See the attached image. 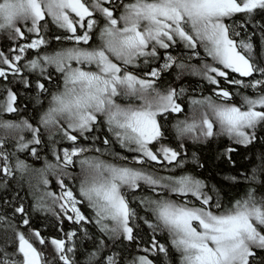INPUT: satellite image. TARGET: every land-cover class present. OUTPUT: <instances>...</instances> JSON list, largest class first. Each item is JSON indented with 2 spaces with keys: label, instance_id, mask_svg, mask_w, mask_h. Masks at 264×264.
<instances>
[{
  "label": "snow or ice",
  "instance_id": "1",
  "mask_svg": "<svg viewBox=\"0 0 264 264\" xmlns=\"http://www.w3.org/2000/svg\"><path fill=\"white\" fill-rule=\"evenodd\" d=\"M257 11L264 12V0H0V30H7L11 40L18 41L10 49L12 55L0 51V82L11 83L10 77H20L26 88L34 83L40 94L49 93L47 82L54 75L50 67L59 74L57 81H62L50 93L47 110L37 125L28 120L0 119V130L5 133L0 135V175L14 174L11 157L16 153L6 150L9 139L15 141L16 152L27 151L38 159L36 146L42 143V129L50 139L59 134L70 146L53 151L56 163L47 162L43 169L33 170L36 173L33 194L38 201L47 198L53 203L62 201L59 207L69 222L76 225L91 222L78 207L82 201L62 178L69 174L67 169L79 164L85 174L80 196L94 210L99 231L110 240L122 236L129 242L137 241L135 222L141 218L130 207L124 189L146 188L152 195L141 197L140 203L154 220L144 219V223L153 233L164 230L169 234L180 264H255L257 250L264 252V196L258 198L255 190L250 189L225 208L204 191L206 185L201 180L188 174H174V168L183 164L179 151L156 145L164 136L160 120L184 111L178 102L183 89L161 91L158 87L161 74L168 69L178 68L181 75L185 71L202 73L217 86L218 78H224L229 84L264 93V61L257 63L253 59L251 37L237 40L240 32L232 31L226 23L237 15L251 17ZM51 25L62 31L49 39L46 30ZM52 40L68 44L51 54L40 55ZM180 45L193 56H199L198 49L202 47L217 66L204 64L197 68L179 62L169 50ZM32 50H37L38 58H28L23 63L26 59L23 54ZM159 59L164 60L162 65L147 67L140 75L133 70ZM25 70L36 74L35 81L27 78ZM226 70L253 79L248 84L229 79ZM256 74L262 78H256ZM4 93L0 115L17 113V93L11 88L4 89ZM214 93L222 103L212 97L190 101L194 110L199 109V118L178 121L174 126L177 139L226 135L236 144H251L256 138L254 130L264 127V94L256 98L244 96L242 103L237 104L232 102L233 93L225 88L217 87ZM98 124L107 125L122 148L137 153L132 159L142 167L83 156L89 149L80 146L79 141L89 139L86 134L92 133ZM217 126L218 133L214 132ZM109 142L107 138L103 140L105 145ZM233 151V148L226 150ZM145 165L151 170H145ZM153 165H158L159 171ZM15 168L22 173L29 171V166L18 158ZM160 171L172 174L161 175ZM48 173L58 178L59 196L40 188L41 185L47 188ZM252 179H256L255 173ZM189 196L196 203L186 199ZM14 212L22 214L19 225L0 216L5 235L11 232L10 242L0 238V264H51L36 246L47 243L53 247V260L76 264L66 254L75 255L74 247L67 246V241L76 236L75 231L65 233L67 241L53 238L49 242L33 230L30 233L33 241L20 227L30 225L29 219L24 218L25 208L18 206ZM149 244L144 253H169L155 235ZM95 247L96 251L88 254L89 264H123L122 257L104 252L107 247L104 239ZM128 264H154V261L145 254L132 258Z\"/></svg>",
  "mask_w": 264,
  "mask_h": 264
},
{
  "label": "trees",
  "instance_id": "2",
  "mask_svg": "<svg viewBox=\"0 0 264 264\" xmlns=\"http://www.w3.org/2000/svg\"><path fill=\"white\" fill-rule=\"evenodd\" d=\"M50 19V18H49ZM226 23L230 26L234 32H240L239 37H235L237 40L247 39L251 37V43L253 44L252 57L260 63L264 61V12L257 11L251 17L240 16L229 19ZM62 30L51 25L47 30L49 39L54 34H60ZM18 41L11 40L7 30H0V51H3L6 55H12L10 49L16 46ZM64 45L51 41V44L46 47L44 52L40 55H44L45 52L51 54ZM164 52L163 49L160 50ZM199 56H193L190 50L184 48L182 45L179 47H173L169 52L178 59L179 62H183L188 65H194L197 68L202 67L204 64L214 65L210 60L203 48H199ZM26 59L23 63L27 62L28 58L37 59V50H32L29 53L23 54ZM163 59L151 61L149 65L145 66L141 64L139 67L133 69L137 75L147 67H156L162 65ZM49 70L53 71V79L47 82L49 93L40 94L33 83L32 87L26 88L21 82L20 77H10L11 83L0 82V99H3L5 93L4 89L11 88L17 93V105L19 111L17 113H4L0 115L2 120H28L34 126L39 123L40 116L47 110L50 93L57 90V84L62 81H57L56 77L59 75L55 73L54 67H50ZM229 72V79L235 78L243 80L245 84L252 81V77H240L236 73ZM27 78L35 81L36 74L28 73ZM256 78H262L259 74H256ZM220 80L219 86L211 84L202 73L192 74L189 71H185L182 75L180 69L172 68L161 74V78L158 81V87L161 91H167L169 88H175L177 91L183 89V94L179 97L178 102H181V106L184 108L182 113H171L166 116V119H161L162 131L164 133L163 138L156 145L159 147L161 144L167 147H172L181 153L179 159L183 161L182 167L174 168V174L183 175L188 174L196 179L201 180L205 185L204 191L208 195L213 196L214 200H219L223 207H230L231 204L241 198L247 191L254 189L257 197L264 196V127L258 126L255 131V139L251 144L247 146L242 144H235L224 135H214L207 138L203 142L191 141L189 139H177L174 126L178 121L185 119H193L195 113L194 107L190 104L192 99H203L205 97H212L217 103H222L218 97L215 96L214 90L219 88H225L233 93V101L237 104L242 103V97L248 96L250 98H256L262 93L259 89H252L242 87L240 85L229 84L224 78H218ZM125 102V101H118ZM195 117V115H194ZM42 137V143L37 147L39 158L33 157L29 152H16L14 144L15 141L9 139L6 150L9 153L15 152L16 154L11 157V164L13 166L14 174L12 176L0 175V216H4L12 223L18 224L21 219L20 213H15L14 209L18 206L25 208L24 218L29 219L30 225L28 228H24L20 225L21 230L25 231V234L34 241V237L30 235L31 231H39L41 236L46 241L51 239H65L67 241L65 233L75 231L76 236L71 241H67L68 247H74L75 255L69 253L70 258L76 260V264H89V253L96 251V243L104 239L107 242V247L104 249L108 255H118L123 258V264H128L132 258L147 254L149 259L154 261V264H180L179 253L175 251L171 244V237L164 230H157L153 233L152 229L144 223V219H152L151 213L146 211L145 207L140 203V198L144 196H151L152 193L146 188L137 189L131 191L124 189L127 199L130 201V207L136 209L138 217L141 219L136 220L138 227L135 231L139 234L137 241L129 242L121 236L118 240H110L108 235H104L99 231V227L95 223V212L89 206L88 201L80 196V184L81 180L85 178V174L82 173L79 164L74 168L67 169L68 175L63 176L68 188L73 190L74 195L77 196L82 202L78 205L81 212L91 222H83L80 225L69 222L64 213L57 203H53L50 198L43 201H38L37 197L33 194L36 184V173L33 170L43 169L47 162L56 163L53 157V151H60L62 148L69 147L67 140L61 139L59 134H55L52 138H49V134L46 130ZM214 132H216L214 130ZM0 135L5 133L0 130ZM26 138H30V134H24ZM89 139L85 140L81 138L79 141L80 146L89 149L83 156L87 157H100L109 163L117 165H125L128 167L141 168L142 166L129 160L132 156L138 155L122 148L116 141L115 136L108 130L107 125L98 124L96 129L90 133ZM95 137V139H92ZM109 139V144H103V140ZM55 141V142H53ZM183 147H180V145ZM99 148L100 152H94L92 149ZM229 148L235 149L231 153H227ZM120 157H128L127 160H123ZM230 157V158H229ZM17 158L22 160L29 166L28 172H20L16 170L15 164ZM145 170H151L147 165L143 166ZM172 168L173 166H168ZM153 168L159 171L158 165H153ZM255 173L256 179L253 180V174ZM161 175L172 174L167 171H160ZM49 184L47 188L43 185L40 186L42 191H50L57 196L60 195L61 189L58 184V178L51 173L47 174ZM193 202L195 198L189 196ZM177 199V197H173ZM178 200V199H177ZM215 210V209H213ZM107 223V222H106ZM4 222H0V238L10 242L11 232L8 231L5 235ZM155 235L156 240L169 249V253H144L143 249L149 247V241L151 237ZM38 250L44 253L45 259L51 262V264H60L59 260H53V247L50 243L46 245L36 244ZM258 256L255 264H264V252L257 250Z\"/></svg>",
  "mask_w": 264,
  "mask_h": 264
},
{
  "label": "rangeland",
  "instance_id": "3",
  "mask_svg": "<svg viewBox=\"0 0 264 264\" xmlns=\"http://www.w3.org/2000/svg\"><path fill=\"white\" fill-rule=\"evenodd\" d=\"M202 48V47H201ZM204 50V49H203ZM209 57V56H208ZM209 60L215 65L216 64V62L215 61H213L212 60V58L211 57H209ZM220 67H222V66H220ZM230 71V70H229ZM236 74H238V73H236ZM239 75V74H238ZM195 111V113H194V115H195V117H194V115H193V118H199V109H195L194 110ZM214 130L218 133L219 132V128H218V126L216 127V128H214ZM225 137H227L226 135H224ZM185 139L187 138V139H189V140H191V141H196V142H203V141H205L207 138H204V137H201L200 139H198V140H195V139H193V138H191L190 136H188V137H184ZM183 138V139H184ZM228 139H229V137H227ZM230 140V142H232V143H235L233 140H231V139H229ZM236 144V143H235ZM94 152H96L95 151V148L94 149H92ZM86 153V152H85ZM84 154V153H83ZM133 157V156H132ZM132 157L131 158H129V160L130 161H132V162H134L133 161V159H132ZM54 176V175H53ZM194 198V197H193ZM177 199H178V201L180 200V199H182V198H179V197H177ZM186 199H189V200H191L190 198H188V197H186ZM194 200V199H193ZM193 200H191L192 202H193ZM61 203H62V201H61ZM193 203H196V202H193ZM107 222V221H106ZM67 255L69 254V253H66ZM60 262V264H62V262L61 261H59Z\"/></svg>",
  "mask_w": 264,
  "mask_h": 264
}]
</instances>
